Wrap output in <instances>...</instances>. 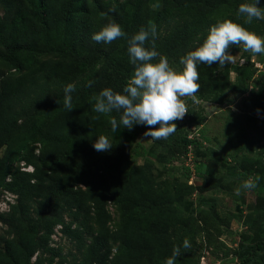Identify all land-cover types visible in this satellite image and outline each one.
Listing matches in <instances>:
<instances>
[{"label":"rangeland","instance_id":"rangeland-1","mask_svg":"<svg viewBox=\"0 0 264 264\" xmlns=\"http://www.w3.org/2000/svg\"><path fill=\"white\" fill-rule=\"evenodd\" d=\"M66 1L36 0L44 8V16L40 18L34 15L27 0H0V22H10L21 10L25 23L30 25H27L26 41L34 40L38 46L70 44L73 37L85 54L111 50L118 57L128 56L129 60L128 43L125 45L124 40L128 42L141 27L150 31L151 23L156 26L155 42L163 44L166 50L160 56L167 58L170 67L178 72L183 69L179 63L183 53L203 43L200 31L208 34L210 27L218 22L231 20L264 38V20L246 23V17L238 13L240 4L255 0H207L212 5L208 17L213 23L209 24L184 15L180 8L185 0H137L138 5H131V0H73L79 5L77 14L67 28H62L57 12ZM258 6L264 8V0H259ZM109 22L119 24L126 37L110 44L95 42L92 35ZM66 31L73 36L63 41ZM0 37H4L2 32ZM152 40L150 35L148 41L152 43ZM229 52L230 63L200 65L205 67L202 71L205 75L199 81H206L210 87L199 90L193 97H181L188 113L182 120L174 121L177 131L166 144L156 143L144 133L119 124L113 132L110 123L113 113L93 111L95 96L73 108L67 119L58 120L60 113L52 104L65 95L68 84L47 91L41 100H36L38 107L34 106L32 94L13 105L14 97L9 93L6 106L11 112L19 113L15 136L32 132L29 139L23 140L25 145H21L19 155L9 165L0 188V251H4L9 240L18 242L21 232L35 223L39 246L33 262L80 264L100 231L99 203L93 198L98 190L103 204L101 212L106 219L99 251L102 256L108 255L105 264H165L177 247L180 255L175 264H244L248 246L264 237V76L260 74L257 86H251L243 96L240 92L243 83L232 66L254 63L261 69L264 53L245 51L242 43L238 47L233 45ZM5 54L0 42L3 85L17 77H32L48 61H72L53 52H22L16 68ZM85 77L80 73L69 84L75 85L76 90ZM252 80L246 78L244 83L250 85ZM22 103L25 106L20 111ZM77 128L81 140L72 143L69 137L77 134ZM184 133L200 143L186 151L180 138ZM100 135L113 146L107 152L94 149ZM137 142L146 146L144 155L132 153ZM5 149L6 146L0 147V157ZM249 179L256 183L254 189L242 187ZM137 186L150 192V200L146 198L138 204L127 198V193ZM165 189L172 196L180 189L182 199L160 198ZM155 202L163 205L157 207ZM157 208L189 217V223L180 226L172 219L167 231L152 225L149 231L156 234L157 247L149 248L138 263L124 246V225L127 219L136 217L139 231L144 230L148 220H155ZM49 226L52 231L44 242L42 235ZM69 228L78 235L69 232ZM185 239L191 245L188 249L183 247ZM250 264H264V252Z\"/></svg>","mask_w":264,"mask_h":264},{"label":"trees","instance_id":"trees-1","mask_svg":"<svg viewBox=\"0 0 264 264\" xmlns=\"http://www.w3.org/2000/svg\"><path fill=\"white\" fill-rule=\"evenodd\" d=\"M27 3L34 15L43 18L44 8L38 5L36 0H27ZM130 3L131 5H138L137 0H131ZM78 6L79 5L74 3L73 0H67L65 4H61L57 15L59 19L58 24L62 28H67V26L73 22L75 19L74 16L77 14L76 10ZM180 10L183 11L184 15L195 18V20H197L199 23H213L211 18L208 17V13L212 10V5L211 3L207 2V0H185V3L182 5ZM27 25L30 26L29 23H25V14L21 12V10L19 13L16 12L14 18L10 22H0V32L4 34V37H0V42L5 48V58L10 64L14 65L16 68H19L18 56L22 52L38 54L43 52H53L60 56L70 58L72 61L67 63L48 61L44 64L43 69L38 73H34L32 77L26 79L17 77L12 81H9L7 85L0 83V147L6 146L3 155L0 157V188L3 184L4 177L8 173L9 165L15 161L22 147L25 145L23 140L29 139L32 132L31 130L29 132L22 133L19 136H15V127L19 120V113L11 112L6 106L5 101L9 93L14 97L12 102L13 105L20 104L21 100H24V98L26 99L27 96L32 94V96H34V106L38 107L36 100H41L47 91H51L54 87L61 88L62 86L75 81L79 77L80 73H84L86 76L85 79L81 80L76 87L77 89L71 93L72 106L73 108H76L77 105L84 103L85 99L98 96L99 92L104 88L122 91L127 85L128 81L131 79L135 68V66L130 62L128 56L118 57L116 53L111 50L94 51L85 54L84 49H82L81 46H76L79 42L73 39V37L72 41L74 44L62 42L57 44L48 43L46 45L44 44L43 46H38L34 40L26 41V34H28L29 28ZM200 33L202 34L201 38L204 39L208 35L205 30L200 31ZM70 36H73L71 32L66 31V33L63 34L62 40L64 41L65 38ZM127 43V40H124V44L126 45ZM145 46L151 49L152 43L148 41L146 42ZM231 47L228 49V51L231 49ZM155 50L158 53L166 51L164 49V45L158 42H155ZM188 52L189 51L184 52L183 55H186ZM159 58L160 57H157L153 63L158 62ZM101 61H104V63L100 65ZM200 65H202V63L197 65L199 78H204L205 73L202 71L205 70V67H200ZM232 70L237 73L238 80L242 81L243 83V86L240 87V92H242L241 94H243V96L246 95L251 86H253V88L257 86V81L259 80L258 76L260 74L264 76V70H259L258 67L254 65V63L233 65ZM246 78L253 79L252 84H245L244 80ZM89 81L94 82L91 87L87 86ZM197 83L200 85L199 90L201 92L203 90H208L210 87L206 81L203 82L198 80ZM64 96L65 95L63 93L61 98L58 99L59 104L57 101H54L52 104V108L57 110V113H60L58 120L67 119L68 115L71 113L64 107ZM24 106L25 104L22 103L20 111L23 110ZM9 107L12 108L14 106ZM112 113L114 118L119 121L120 113L115 111ZM39 120L41 121L40 118ZM132 130H137L140 133H144L145 131H148V127L146 125H134ZM75 132L77 134L69 137V140L72 143H76L78 140H81V137L78 135L80 133L79 129L77 128ZM189 135V133H184L180 137L186 148V151H188L189 148H192V145L194 146L195 144L200 143L199 139L192 138ZM154 141L159 144L167 143V139ZM146 152V146L140 142H137L132 148V153L136 156L144 155ZM35 170L38 171L37 166ZM27 174L30 176H35V173L31 172H28ZM27 185L30 186L31 183H28ZM52 191L57 192L55 190ZM161 193L162 194L160 198L175 197L176 199L181 200L183 196V193L180 189H177V193L174 196H172V192L168 189L161 191ZM156 195L158 196V194ZM150 196V192L144 191V189L139 186H137L134 191L127 193V198H133L138 204H142V201H144L146 198L149 199ZM93 198H95V200L99 203L98 209L100 210V231L94 237L92 244L87 250L86 257H84L80 264H93L94 262H97L98 264H105L106 258L108 256H102L99 254L104 241L106 219L104 216L105 213L101 212V209H103V204L101 202L100 192L98 190L94 191ZM161 205H163V203L155 202V206L159 207ZM176 215L177 214L175 213L172 214L169 211H163L161 208H157L155 220H148L147 222L149 223L142 231H139L137 222L139 220L136 217L127 219L122 235L125 239L124 246L134 261L140 263L144 254L149 250V248L150 250H154L157 247V245H155L157 239L156 234L149 231V228L152 225L167 231L169 227H171L168 225V222L172 219L178 222L180 226L181 223H189V217ZM150 217L151 215H149V218ZM51 231L52 228L49 226L46 233L42 235V240L44 242L48 241ZM70 231L75 233L69 228V232ZM38 234L39 231L36 224L31 223L27 229L21 232L18 242L12 240L7 241L4 251H0V264H43L32 261V257L36 253L39 246ZM262 251L264 252V237L258 239L255 243L248 246L247 252L249 253L243 258L244 264H250V261Z\"/></svg>","mask_w":264,"mask_h":264},{"label":"clouds","instance_id":"clouds-1","mask_svg":"<svg viewBox=\"0 0 264 264\" xmlns=\"http://www.w3.org/2000/svg\"><path fill=\"white\" fill-rule=\"evenodd\" d=\"M258 5L259 0L240 4L238 13L246 17V23H251L253 19L264 20V8ZM126 35L119 24L109 22L94 33L92 39L97 43L110 44ZM150 35L153 37L151 49L145 46ZM155 37L156 26L150 23V31L141 27L128 38L130 62L135 66L131 79L122 91L104 88L94 97L96 102L93 111L101 114H110L113 111L120 113L119 121L116 118L110 120L113 132L117 131L118 124L129 130L134 125H146L148 131L144 132L145 137L153 140L168 139L177 131L174 121L182 120L188 113L181 97H193L199 92V63L209 67L214 63L220 66L230 63L232 55L228 49L233 45L238 47L241 43L245 51L253 54L264 53V38L240 24L224 20L210 27L207 37L199 47L180 58L179 63L183 65V69L178 72L170 67L167 58L161 57L155 50ZM157 57H160L158 62L153 63ZM93 83L89 81L87 86L91 87ZM74 90L73 84H68L64 89L63 104L69 112L73 110L71 93ZM57 103L59 104L58 100ZM93 146L99 152H107L113 147L103 135L99 136ZM256 186L251 179L242 185L244 189H254ZM236 193H240L239 188ZM183 247H191L187 239L184 240ZM179 255V247L174 248L173 255L166 259L165 264H175Z\"/></svg>","mask_w":264,"mask_h":264},{"label":"built area","instance_id":"built-area-1","mask_svg":"<svg viewBox=\"0 0 264 264\" xmlns=\"http://www.w3.org/2000/svg\"><path fill=\"white\" fill-rule=\"evenodd\" d=\"M256 66H257V65H256ZM260 68H261V69H259V70H264V65H263V66H261ZM262 68H263V69H262Z\"/></svg>","mask_w":264,"mask_h":264}]
</instances>
